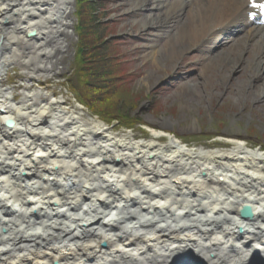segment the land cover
<instances>
[{"label": "bare ground", "instance_id": "obj_1", "mask_svg": "<svg viewBox=\"0 0 264 264\" xmlns=\"http://www.w3.org/2000/svg\"><path fill=\"white\" fill-rule=\"evenodd\" d=\"M71 2L0 0V264H264V147L240 138L226 140L223 150L189 147L153 128L151 138L136 139L86 119L61 97L30 85L16 96L2 85L1 70L12 60L28 81L52 74L65 49ZM146 3L157 5L143 28L184 16L174 36L151 51L155 64L177 52L176 40L208 38L243 17L248 5H132ZM242 40L237 48L236 41L224 46L222 59L230 70L253 65L240 83L257 94L254 81L244 79L264 82V26L250 28ZM245 205L252 207L249 219L239 213Z\"/></svg>", "mask_w": 264, "mask_h": 264}, {"label": "rangeland", "instance_id": "obj_2", "mask_svg": "<svg viewBox=\"0 0 264 264\" xmlns=\"http://www.w3.org/2000/svg\"><path fill=\"white\" fill-rule=\"evenodd\" d=\"M77 2L70 4V26L66 37L62 36L65 49L56 55L52 74L28 81V75L12 60L1 70L3 86L12 87L16 96L30 85L46 96L61 97L67 108L73 107L86 119H100L113 131L131 133L136 139L151 138L147 129L153 128L175 135L189 147L226 149L230 145L225 141L233 138L245 140L251 148L264 147V91L260 86L264 82L249 75L244 79L254 81L252 90L257 94H249L240 83L241 74L253 73V65L240 70L237 64L230 70L222 59L227 54L222 52L207 63L208 49L199 40L188 39L176 40L177 52L160 56L155 64L151 51L174 36L183 15L169 17L162 27L157 26L163 23L159 21L143 28L142 21L151 17L156 3L135 8L134 0ZM80 26L83 30L77 34ZM78 48H83L81 58ZM78 59L86 63L78 64ZM107 73L111 76L103 83ZM158 140L163 143L166 138Z\"/></svg>", "mask_w": 264, "mask_h": 264}, {"label": "water", "instance_id": "obj_3", "mask_svg": "<svg viewBox=\"0 0 264 264\" xmlns=\"http://www.w3.org/2000/svg\"><path fill=\"white\" fill-rule=\"evenodd\" d=\"M5 125H6V126H12V125H13V121H12L11 119H8V120L5 122ZM239 213H240V216H241L242 218H244V219H249V218L252 217V214H253V212H252V207L249 206V205H245V206H243V207L240 209ZM55 264H57V263H55Z\"/></svg>", "mask_w": 264, "mask_h": 264}, {"label": "trees", "instance_id": "obj_4", "mask_svg": "<svg viewBox=\"0 0 264 264\" xmlns=\"http://www.w3.org/2000/svg\"><path fill=\"white\" fill-rule=\"evenodd\" d=\"M78 1H79L78 3H81V0H78ZM82 30H83V29H82ZM82 30H80L79 33H81ZM94 47H95V46H92V48H94ZM82 49H83V48H82ZM82 49H81V48H78V49H77V52H78V56H79V58L82 57V54H83V53H82ZM90 49H91V48H90ZM85 58H87L86 55H85ZM85 60H86V59H85ZM85 60H84V59H82V60H81V59H78V60L76 61V63L78 62V64H85V63H86ZM78 67H79V66H78ZM79 69H80V68H79ZM109 76H111V73H107V75H105V77L102 79V80H103V83H104V82L106 83V82L109 81ZM110 78H111V77H110ZM83 79L88 80V79H86L85 77H83ZM92 109H93V108H92ZM107 111H110V109H108ZM122 115H123V114H119V117L121 118ZM114 117H117V116H114ZM120 118H119V119H120ZM121 120H124V119L121 118Z\"/></svg>", "mask_w": 264, "mask_h": 264}, {"label": "snow or ice", "instance_id": "obj_5", "mask_svg": "<svg viewBox=\"0 0 264 264\" xmlns=\"http://www.w3.org/2000/svg\"><path fill=\"white\" fill-rule=\"evenodd\" d=\"M254 6H256V5H254ZM259 7H262V8H264V5H260Z\"/></svg>", "mask_w": 264, "mask_h": 264}]
</instances>
